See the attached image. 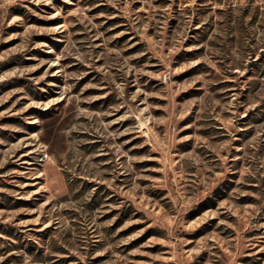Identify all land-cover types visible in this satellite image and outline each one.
Masks as SVG:
<instances>
[{
  "label": "rangeland",
  "instance_id": "rangeland-1",
  "mask_svg": "<svg viewBox=\"0 0 264 264\" xmlns=\"http://www.w3.org/2000/svg\"><path fill=\"white\" fill-rule=\"evenodd\" d=\"M0 264H264V0H0Z\"/></svg>",
  "mask_w": 264,
  "mask_h": 264
}]
</instances>
